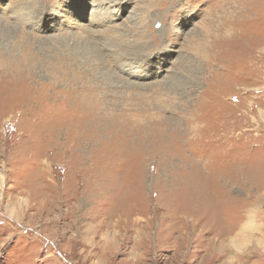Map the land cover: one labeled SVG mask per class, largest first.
<instances>
[{
  "label": "rangeland",
  "instance_id": "1",
  "mask_svg": "<svg viewBox=\"0 0 264 264\" xmlns=\"http://www.w3.org/2000/svg\"><path fill=\"white\" fill-rule=\"evenodd\" d=\"M0 264H264V0H0Z\"/></svg>",
  "mask_w": 264,
  "mask_h": 264
},
{
  "label": "crops",
  "instance_id": "2",
  "mask_svg": "<svg viewBox=\"0 0 264 264\" xmlns=\"http://www.w3.org/2000/svg\"><path fill=\"white\" fill-rule=\"evenodd\" d=\"M244 223H245V222H244ZM244 223H243V224H244ZM243 224H242V226H243Z\"/></svg>",
  "mask_w": 264,
  "mask_h": 264
}]
</instances>
